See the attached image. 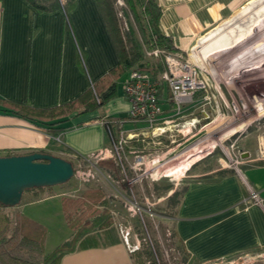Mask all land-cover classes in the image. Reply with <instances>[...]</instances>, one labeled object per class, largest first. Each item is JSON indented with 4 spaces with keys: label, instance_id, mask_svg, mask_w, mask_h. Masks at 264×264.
Instances as JSON below:
<instances>
[{
    "label": "crops",
    "instance_id": "1",
    "mask_svg": "<svg viewBox=\"0 0 264 264\" xmlns=\"http://www.w3.org/2000/svg\"><path fill=\"white\" fill-rule=\"evenodd\" d=\"M65 1L46 11L28 0H0V156L42 151L68 160L65 155L104 160L111 156L106 121L115 122V129L121 122L125 133H138L141 122L126 119L129 100L122 83L129 70L111 73L120 63L119 54L97 0H72L66 8ZM256 1L248 0L247 5ZM240 2L157 0L159 30L185 53L198 35L229 16ZM107 80L116 84L113 96L90 110L77 109L57 124H51L53 118L37 122L23 114L67 105ZM163 89L159 104L167 111L173 102ZM242 149L247 154L239 170L220 175L217 171L222 169L213 168L193 174L176 207V234L198 260L264 246V157L251 147ZM189 166L187 161L177 172ZM49 188L26 191L17 205L5 208L41 224L45 235L58 223L70 228L63 210L64 192ZM251 190L261 196L260 204L249 199ZM100 238L81 237L59 264H133L120 237Z\"/></svg>",
    "mask_w": 264,
    "mask_h": 264
},
{
    "label": "rangeland",
    "instance_id": "2",
    "mask_svg": "<svg viewBox=\"0 0 264 264\" xmlns=\"http://www.w3.org/2000/svg\"><path fill=\"white\" fill-rule=\"evenodd\" d=\"M247 1L241 0L229 16L203 31L190 49L181 53L144 42L124 1L113 0L124 41L133 35L144 53L142 62L151 68L162 67L161 72L151 74L159 82V93L164 88L162 92L170 97L162 75L173 67V61L166 59L173 53L181 55L182 63L199 67L205 87L180 109L174 103L170 110L161 109L153 128L141 123L138 133L126 139L119 153L110 142L113 171L101 167L102 160L96 156L65 155L74 174L49 189L64 192L69 200L99 189L102 200L109 201L113 225L129 252L149 245L155 264H264V246L210 261L190 256L175 234L176 208L167 200L172 190H164L168 183L174 190L180 189L193 174L213 168L239 170L247 152L242 147H251L264 157V57L248 58L264 49V4L259 6L257 0L252 6ZM187 161L189 168L177 172ZM96 206L103 209V204ZM18 220L13 208L0 207V227L7 224L12 233ZM56 226L44 236L46 253L61 244L69 232L73 234L66 226ZM93 235L105 238L103 231Z\"/></svg>",
    "mask_w": 264,
    "mask_h": 264
},
{
    "label": "trees",
    "instance_id": "3",
    "mask_svg": "<svg viewBox=\"0 0 264 264\" xmlns=\"http://www.w3.org/2000/svg\"><path fill=\"white\" fill-rule=\"evenodd\" d=\"M28 1L35 8L46 11L58 9L62 5L61 0ZM123 1L133 15L136 26L144 42H149L151 47H163L168 50L177 51L171 37L162 34L159 30L160 8L157 0ZM71 2L72 0H66L63 7H68ZM97 2L103 12L107 28L113 37L119 54L120 63L111 73H120L125 70H130L131 68H136L150 74L161 72L162 67L160 64L156 65V68L152 67V69L142 62L144 53L142 52L139 41L136 40L133 35L128 36V41H124L118 25L113 0H97ZM130 30L133 31V29ZM146 30H148L149 33L146 32ZM106 82L107 83L100 88L95 87V89H89L76 101L67 105L47 111H36L34 109L25 110L23 114L30 117L29 119L34 121L37 120V122H44L46 119L53 118V123L51 124H57L60 122L61 118H64L69 113H73L81 108L85 111L90 110L101 105L105 100L113 96L115 94L116 84L114 81L110 80ZM105 123H107L111 127L112 132L115 133V122L109 121ZM101 165H104L101 167H105L111 171L114 169L113 161L110 158L102 160ZM227 171L228 169L218 170L217 174H225ZM186 183L187 181L180 189L176 190L173 189V185L170 183L164 186L165 191L168 192L172 190V192L167 195L170 206L174 208L177 207L180 197L186 188ZM41 188L43 187L32 188L26 191ZM102 197L99 189L96 191H85L82 193L81 197L75 200H69L65 196L62 197L65 218L68 226L73 230V234L69 240L59 244L49 253L44 252L42 245L45 236L44 227L35 221L17 214L19 220L15 224L16 226H14L15 228L12 233L8 232L7 224L4 227H0V264H59L61 256L65 252L74 250L81 237L93 235V233H99L100 231L105 232V237L112 238V240H120L109 212V201L102 200ZM101 204H103L102 210L98 209L96 206ZM0 207L5 208L8 206L0 203ZM177 238L184 246L182 240L178 236ZM130 255L135 264H146V262L155 264L154 252L149 245L144 246L142 249L137 247Z\"/></svg>",
    "mask_w": 264,
    "mask_h": 264
},
{
    "label": "built area",
    "instance_id": "4",
    "mask_svg": "<svg viewBox=\"0 0 264 264\" xmlns=\"http://www.w3.org/2000/svg\"><path fill=\"white\" fill-rule=\"evenodd\" d=\"M157 53L158 50H154ZM180 54L173 53L166 56V59L173 61V67L169 72H164L162 78L166 81L170 90V97L177 107L185 105L191 100L193 94L199 89L205 87L204 79L200 77V69L196 65L187 62L182 63L179 59ZM124 94L129 100V109L126 119L133 122H141L147 128H153L160 119L161 107L159 104V82L153 76L145 71L131 68L127 77L122 83ZM109 122V121H106ZM121 123V122H120ZM118 124V134L112 132L111 127L105 123L109 134L111 144L114 150L119 153V148L123 146L126 139L134 134L125 133L122 124ZM249 199L253 203L260 204L262 198L257 191L251 190ZM137 248V247H136ZM131 251V249H129Z\"/></svg>",
    "mask_w": 264,
    "mask_h": 264
},
{
    "label": "water",
    "instance_id": "5",
    "mask_svg": "<svg viewBox=\"0 0 264 264\" xmlns=\"http://www.w3.org/2000/svg\"><path fill=\"white\" fill-rule=\"evenodd\" d=\"M74 174L73 164L48 152L0 156V203L17 205L24 191L67 182Z\"/></svg>",
    "mask_w": 264,
    "mask_h": 264
},
{
    "label": "bare ground",
    "instance_id": "6",
    "mask_svg": "<svg viewBox=\"0 0 264 264\" xmlns=\"http://www.w3.org/2000/svg\"><path fill=\"white\" fill-rule=\"evenodd\" d=\"M263 45V44H262ZM261 45V46H262ZM253 52V51H252ZM264 57V49L261 52H257V53H252L248 58L249 61H253V60H257L258 58H262ZM246 58V59H248ZM261 60V59H260ZM246 67V66H245ZM254 68V67H253ZM222 162V161H221Z\"/></svg>",
    "mask_w": 264,
    "mask_h": 264
}]
</instances>
